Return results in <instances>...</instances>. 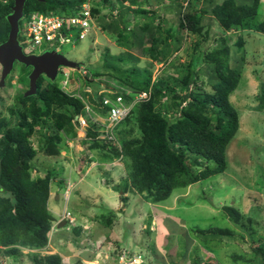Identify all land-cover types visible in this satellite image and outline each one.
Listing matches in <instances>:
<instances>
[{
    "label": "trees",
    "instance_id": "1",
    "mask_svg": "<svg viewBox=\"0 0 264 264\" xmlns=\"http://www.w3.org/2000/svg\"><path fill=\"white\" fill-rule=\"evenodd\" d=\"M85 2L89 1L26 0L22 17L25 22L33 13L71 16ZM127 2L128 6H125ZM183 2L187 3V8H183ZM263 3L264 0H224L212 5L210 12L225 36L222 44L205 55L208 91L203 89L202 82L198 84L202 71L197 68L199 56L186 64L169 61L172 49L176 51L181 47L187 32L201 33L195 0H178V23L173 27H164L158 20L155 23L156 16L147 14L140 7L139 0L92 3L93 16L101 7L113 11L114 5H119L116 19L110 18L107 24L100 21L99 27L126 52L115 56L107 51L102 56L101 66L82 75V97L87 100L92 113L102 117H106L110 109V106L103 105L105 97L113 99L120 94L127 104L141 92L148 93V98L135 103L130 114L117 124L115 145L98 139L96 122L87 114L82 100L72 95L79 80L73 79L74 82L64 91L62 82L57 83L55 78L51 80L45 74H39L34 93L17 94L12 105L7 107V114L0 110V264L4 258L19 257L22 250L32 252L31 264H62L58 254L40 255L48 246L49 234L56 221L48 209L50 184L56 174L50 166L38 169L43 175L33 176L32 170H35L34 159L38 150L47 157L58 156L66 147L65 142L76 137L79 117L87 123L85 149L99 154L103 161L119 160L123 164L126 180L113 188L121 194L132 191L146 203L157 204L167 200L175 190L186 189L224 173L227 148L239 128L238 113L229 98L240 83V73L230 63L228 42L232 36L227 33L240 30L264 34ZM13 7L14 0H0V44L8 39L10 25L7 15L13 12ZM137 19L142 23L135 22L128 31L130 21ZM24 22L21 26L18 23V38ZM235 43L238 47L244 46L240 34ZM132 51H140L147 58L145 67H138L139 59ZM157 64H165L177 76L170 80H152L150 68ZM11 73L12 70L3 84L10 85ZM28 73L18 78L20 84L28 81L29 86ZM103 79L115 84L117 89L113 94H98ZM86 88L90 92H84ZM164 99L167 103H163ZM256 100L257 105L251 110L261 112L264 109V83L259 86ZM135 130L137 132L133 133ZM34 136L37 137L38 150L33 144ZM121 199L127 201L124 197ZM223 210L234 223H240L237 208L228 205ZM110 224L112 218L109 217L106 225ZM73 231L79 236L81 228H73ZM210 231L222 236L231 235L229 230ZM263 249L264 243L254 249L257 257L261 258ZM239 259L232 257L235 262ZM191 264L200 262L194 258Z\"/></svg>",
    "mask_w": 264,
    "mask_h": 264
},
{
    "label": "rangeland",
    "instance_id": "2",
    "mask_svg": "<svg viewBox=\"0 0 264 264\" xmlns=\"http://www.w3.org/2000/svg\"><path fill=\"white\" fill-rule=\"evenodd\" d=\"M88 1L92 7V3L101 0ZM139 1L147 14L156 16L155 23L158 20L164 27H173L178 23V0ZM222 1L195 0L201 33L187 32L181 47L176 51L172 49L169 56V61L175 64H186L199 56L197 68L202 71L198 84L202 82L203 89L207 91L210 86L204 66L205 55L222 44L225 36L210 10L213 4ZM124 5L128 6V2ZM114 6L113 11L99 8L94 29L85 39H76L77 33L74 32L72 42L68 44L43 42L33 51L35 56H45L54 66L58 63V56L76 63L78 68L57 67L54 78L57 83L63 82V72L67 71L71 77L69 84L72 79L80 81L76 92L79 90L81 96L80 88L84 85L82 70L88 72L101 66L102 56L107 51L115 56L126 52L99 27L100 21L107 24L110 18L116 19L119 5ZM182 6L185 8L187 3L183 2ZM261 17L264 19V3ZM23 22L21 17L19 26ZM135 22L142 23L141 19L131 20L128 31ZM239 34L244 40L243 47L235 43ZM227 35L232 36L228 42L230 63L238 69L240 83L229 98L238 113L239 128L227 148L225 172L186 189L175 190L163 202L149 204L132 191L121 194L113 190L114 186L126 180L124 166L119 160L103 161L99 154L85 149L87 123L82 120L80 124V117L79 125L75 127L76 137L65 142L66 147L58 156L43 155L37 149V137L34 136L32 140L38 153L34 159L33 176L43 175L38 169L44 166L52 167L56 174L50 184L48 200V209L56 221L49 234L48 246L40 255L58 254L62 264H76V261L79 264H191L194 258L200 264H264V249L261 258L254 253V249L264 243V109L261 112L251 110L257 105L259 86L264 83V34L238 30L229 31ZM20 41L23 39L19 37ZM23 45L20 47L24 52ZM131 53L138 57V67L146 66L147 58L140 51ZM11 70L13 79L10 85L7 82L0 85V110L5 114L15 96L29 90L28 81L22 85L18 78L25 77L26 72L30 74L32 67L14 61ZM1 71L0 64V75ZM150 71L152 80H170L177 76L165 64H157ZM100 87L98 94L116 86L112 81L103 79ZM163 103L167 100L164 99ZM67 191L69 199L66 203L61 195ZM56 194L61 196L57 200ZM122 197L127 201H122ZM228 205L239 210L240 223H234L223 210ZM65 210L71 213L72 222L62 221ZM109 217L112 224L106 225ZM76 227L81 228L79 236L73 231ZM210 229L229 230L231 235L213 234ZM30 253L22 250L19 257L4 258L1 264H31ZM233 256L240 259L235 262Z\"/></svg>",
    "mask_w": 264,
    "mask_h": 264
},
{
    "label": "built area",
    "instance_id": "3",
    "mask_svg": "<svg viewBox=\"0 0 264 264\" xmlns=\"http://www.w3.org/2000/svg\"><path fill=\"white\" fill-rule=\"evenodd\" d=\"M91 9L92 7L90 3L85 2L74 13V15L71 16H59L53 14L43 15L38 13L31 14L28 20L24 22L22 26V32L20 34V38L23 39L21 44L25 45V52L27 54L33 53L36 47L43 42H52L57 40L61 45L68 44L72 42V35L74 32L77 33L76 39H84L95 24V19L92 15ZM81 74L84 76L87 73L85 70H82ZM64 77L65 80L62 82V87L65 91L70 80L68 72H64ZM114 89H117V87H114L113 89H107L106 92L113 94ZM83 91L90 92V89L86 88ZM104 91L102 90L100 93ZM66 92L70 93L68 91ZM72 95L82 100V102L85 104L87 114L91 116L93 122H96L97 127L99 128L98 139L111 141L113 145L117 144L114 132L117 124L130 114V111L135 103L148 98V93L141 92L136 94L133 97L132 102L127 104L120 94L113 99L105 97L103 99V105L110 106V109L108 115L106 117H102L92 113L87 100L79 94V90H77V92H73ZM82 120L85 119L80 118V124L82 123ZM68 197L69 193L67 191L64 194V199L68 200ZM64 218L72 221L71 214L69 212L65 213Z\"/></svg>",
    "mask_w": 264,
    "mask_h": 264
},
{
    "label": "water",
    "instance_id": "4",
    "mask_svg": "<svg viewBox=\"0 0 264 264\" xmlns=\"http://www.w3.org/2000/svg\"><path fill=\"white\" fill-rule=\"evenodd\" d=\"M26 0H14L13 12L7 15V20L10 25V32L6 42L0 44V64L2 66L0 85L3 84L5 77L11 71V67L14 61L24 64L27 67H32V71L29 74V90L25 95L34 93L35 80L39 74H45L46 77L53 80L56 75V68L63 67H75L76 63L67 61L64 58L58 56V63L54 66L51 64L45 56L25 55L23 54L20 45L17 41L18 36V21L22 17L23 5ZM54 55V54H53ZM52 68V70H50ZM57 199V197H56Z\"/></svg>",
    "mask_w": 264,
    "mask_h": 264
},
{
    "label": "clouds",
    "instance_id": "5",
    "mask_svg": "<svg viewBox=\"0 0 264 264\" xmlns=\"http://www.w3.org/2000/svg\"><path fill=\"white\" fill-rule=\"evenodd\" d=\"M93 17H94V19L96 20L95 16H93ZM94 26H95V24H94ZM93 29H94V27L91 29V31L89 32V34H91V32L93 31ZM18 31H19V30H18ZM87 36H88V35H87ZM87 36H86V37H87ZM86 37H85V38H86ZM85 38H84V39H85ZM82 40H83V39H82ZM17 41H18V44L21 46L22 44H21V41L19 42V38H18V36H17ZM22 52H23V51H22ZM24 52H25V51H24ZM24 52H23V54H25V55H34L33 53L27 54L26 52H25V53H24ZM77 68H78V67H77ZM64 72H65V70H64ZM66 72H67V71H66ZM73 82H74V81H73V79H72L70 84H72ZM115 90H116V89H115ZM114 92H115V91H114ZM80 118H82V117H80ZM78 122H79V121H78ZM116 135H117V134L115 133V136H116ZM68 193H69V191H68ZM64 194H65V192H64ZM64 194L61 195V196H62V199H63L65 202H66V201L68 202V200H65V199H64ZM61 196L58 195V194H56L55 197L60 198ZM68 199H69V197H68ZM56 200H57V199H56ZM67 202H66V203H67ZM65 212H69V211L65 210ZM69 213H70V212H69ZM70 214H71V213H70ZM71 218H72V217H71ZM62 221H64V222H67V221H68V222H72V221H73V218H72V221H70V220H68V219H65V218H63ZM52 229H53V226H52ZM133 256H134V255H133Z\"/></svg>",
    "mask_w": 264,
    "mask_h": 264
},
{
    "label": "crops",
    "instance_id": "6",
    "mask_svg": "<svg viewBox=\"0 0 264 264\" xmlns=\"http://www.w3.org/2000/svg\"><path fill=\"white\" fill-rule=\"evenodd\" d=\"M56 198V197H55ZM58 199V198H57Z\"/></svg>",
    "mask_w": 264,
    "mask_h": 264
}]
</instances>
